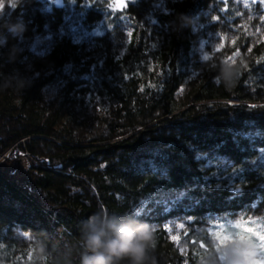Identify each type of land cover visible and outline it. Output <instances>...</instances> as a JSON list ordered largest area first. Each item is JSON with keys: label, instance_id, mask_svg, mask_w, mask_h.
Listing matches in <instances>:
<instances>
[{"label": "trees", "instance_id": "obj_1", "mask_svg": "<svg viewBox=\"0 0 264 264\" xmlns=\"http://www.w3.org/2000/svg\"><path fill=\"white\" fill-rule=\"evenodd\" d=\"M119 3L0 0L2 264L101 206L155 226L157 264H223L208 227L264 216V0Z\"/></svg>", "mask_w": 264, "mask_h": 264}, {"label": "clouds", "instance_id": "obj_2", "mask_svg": "<svg viewBox=\"0 0 264 264\" xmlns=\"http://www.w3.org/2000/svg\"><path fill=\"white\" fill-rule=\"evenodd\" d=\"M12 30L22 32L24 29L21 26ZM239 78V67L222 62L215 81L225 89H232ZM22 88L23 83L16 90ZM21 238L30 241L31 264H73V254L78 264H157L155 226L135 213L120 215L102 206L80 221L78 240L67 245L60 256L54 255L46 243L35 237L21 233ZM221 253L223 264H254L258 256L253 241L229 242Z\"/></svg>", "mask_w": 264, "mask_h": 264}, {"label": "rangeland", "instance_id": "obj_3", "mask_svg": "<svg viewBox=\"0 0 264 264\" xmlns=\"http://www.w3.org/2000/svg\"><path fill=\"white\" fill-rule=\"evenodd\" d=\"M20 159H24V156H20ZM249 221H254L255 223H248ZM239 222H243L245 227H253L255 232L246 233L247 236L251 237L252 241L257 246L258 256L256 260H264V255L261 254L262 249L259 247L261 243L259 237L256 233L264 234V216L253 217V218H232L226 220H218L215 223L211 224L208 227V232L212 238L217 241V244L220 248L221 258L224 260V256L221 253V249L226 245L224 243L225 235H234L238 230L235 228V225Z\"/></svg>", "mask_w": 264, "mask_h": 264}, {"label": "snow or ice", "instance_id": "obj_4", "mask_svg": "<svg viewBox=\"0 0 264 264\" xmlns=\"http://www.w3.org/2000/svg\"><path fill=\"white\" fill-rule=\"evenodd\" d=\"M15 7V4L12 5ZM120 7H125L126 4L124 3V0H120L119 3ZM207 59V57H205ZM227 62V61H226ZM248 223L252 224L255 223L254 221H249ZM235 228L238 230L234 235H225L224 236V243L229 242H244V241H252L251 237L247 236L246 233H253L255 232V229L253 227H245L243 222H239L235 225ZM259 237V241L261 242L259 244V247L264 250V234L256 233ZM254 264H264V260H255Z\"/></svg>", "mask_w": 264, "mask_h": 264}, {"label": "water", "instance_id": "obj_5", "mask_svg": "<svg viewBox=\"0 0 264 264\" xmlns=\"http://www.w3.org/2000/svg\"><path fill=\"white\" fill-rule=\"evenodd\" d=\"M261 254L264 255V250H262Z\"/></svg>", "mask_w": 264, "mask_h": 264}]
</instances>
